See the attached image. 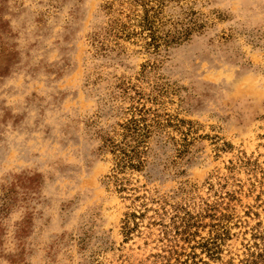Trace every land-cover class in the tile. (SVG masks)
<instances>
[{
  "label": "rangeland",
  "instance_id": "1",
  "mask_svg": "<svg viewBox=\"0 0 264 264\" xmlns=\"http://www.w3.org/2000/svg\"><path fill=\"white\" fill-rule=\"evenodd\" d=\"M0 264H264V0H0Z\"/></svg>",
  "mask_w": 264,
  "mask_h": 264
},
{
  "label": "trees",
  "instance_id": "2",
  "mask_svg": "<svg viewBox=\"0 0 264 264\" xmlns=\"http://www.w3.org/2000/svg\"><path fill=\"white\" fill-rule=\"evenodd\" d=\"M146 137L144 136V137H142V140H141V142L142 143H145V141H146V139H145Z\"/></svg>",
  "mask_w": 264,
  "mask_h": 264
}]
</instances>
